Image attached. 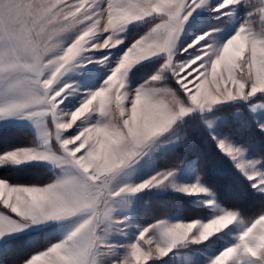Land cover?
I'll use <instances>...</instances> for the list:
<instances>
[{"label":"snow or ice","instance_id":"obj_1","mask_svg":"<svg viewBox=\"0 0 264 264\" xmlns=\"http://www.w3.org/2000/svg\"><path fill=\"white\" fill-rule=\"evenodd\" d=\"M262 144L264 0H0V264H264Z\"/></svg>","mask_w":264,"mask_h":264},{"label":"trees","instance_id":"obj_2","mask_svg":"<svg viewBox=\"0 0 264 264\" xmlns=\"http://www.w3.org/2000/svg\"><path fill=\"white\" fill-rule=\"evenodd\" d=\"M28 133L29 129L27 127H18L8 132L4 136V139L23 140L28 135ZM213 152H215V149L210 143H204L201 138L197 137L195 138L194 146L184 151V161H187L189 159L198 160L200 165L213 179L214 183L217 184L221 195L227 196L229 194L228 189L222 181L217 179V169L223 168L224 165L221 163H217L216 166L210 167L207 163L208 159L210 158ZM41 171V169L27 168L16 173V178L19 180H29L40 175ZM180 206L184 209H187L189 207L186 201H181Z\"/></svg>","mask_w":264,"mask_h":264},{"label":"rangeland","instance_id":"obj_3","mask_svg":"<svg viewBox=\"0 0 264 264\" xmlns=\"http://www.w3.org/2000/svg\"><path fill=\"white\" fill-rule=\"evenodd\" d=\"M24 127H27V126L25 125ZM261 147H264V144H262ZM190 160H194V159H189V160L185 161V164H187V162L190 161ZM181 178H182V179H187V178H189L188 175H187V169L182 170V172H181ZM145 210H146V209L141 208V211H142V212L145 211Z\"/></svg>","mask_w":264,"mask_h":264}]
</instances>
